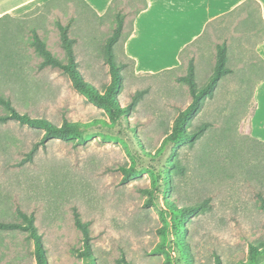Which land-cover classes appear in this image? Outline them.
<instances>
[{"label": "rangeland", "instance_id": "374dc122", "mask_svg": "<svg viewBox=\"0 0 264 264\" xmlns=\"http://www.w3.org/2000/svg\"><path fill=\"white\" fill-rule=\"evenodd\" d=\"M95 1L45 0L0 15V95L16 110L57 125L64 119L110 122L103 109L72 87L65 73L38 67L41 56L32 41L36 33L65 60L57 24L68 25L78 70L104 90L110 80L104 43L116 18L114 9L99 17ZM131 27L129 15L113 56L123 64L116 95L120 106L144 90L126 117L137 144L127 140L123 129L97 126L85 134L84 142L78 137L50 139L27 159L43 130L15 120L0 123V221H21L18 208L33 213L47 264H92L77 253L83 241L73 225L74 210L90 223L93 264H122L121 257L128 264H213L216 255L221 264H264V209L257 198L264 196V141L258 139L264 134V96L258 100V113L256 101L264 60L256 53L263 38L257 4L246 3L215 21L179 56L176 67L162 68L167 59H151L148 45L140 42L141 68L151 65L153 72L137 71L124 52ZM224 39L231 72L217 82L186 125L189 132L205 125L203 133L157 156L178 111L191 101L187 83L178 78L193 59L195 85L205 84ZM158 61L162 65L154 66ZM7 111L0 104V114ZM164 161L174 164L165 171V188L157 176ZM122 168L135 170L124 183ZM205 199L210 208L183 218L176 237L168 228L172 220L164 213L165 201L179 207ZM164 227L167 240L161 233ZM160 242L165 250L152 254ZM250 249L261 255L254 259ZM0 264H35L27 230H0Z\"/></svg>", "mask_w": 264, "mask_h": 264}, {"label": "trees", "instance_id": "16d2710c", "mask_svg": "<svg viewBox=\"0 0 264 264\" xmlns=\"http://www.w3.org/2000/svg\"><path fill=\"white\" fill-rule=\"evenodd\" d=\"M86 4L85 0H81ZM131 0H112L107 11L114 9L116 23L112 28L111 34L106 38L104 43V57L105 61L109 66L110 80L104 86V90H98L90 82L86 81L80 71L78 70V65L75 60L73 52V42L74 39L68 35V25L58 23L57 26L60 32V41L61 45L65 50L66 59L62 60L56 55H54L42 41V39L36 33L33 36V45L35 46L36 51L41 56V61L38 64L39 68L49 67L52 69H57L65 73L72 84V87L82 94L87 101L92 103L98 108H101L108 115L109 121H105L103 118H95L88 122H79L64 119L60 125L53 123L52 121L44 117H35L30 116L28 113H21L11 104L9 99H6L0 95V104L7 108V113L0 114V123L6 122L8 120H15L20 124H25L29 127L38 128L43 130L42 137L40 141L35 144L29 152L26 153L27 159H31L38 145H44L48 140L58 138L61 140H68L71 137H78L79 142H84L85 134L94 127L104 126V127H115L118 128V132L121 129L127 131V140L131 144H137L135 138L134 129L129 128L126 117L131 109L134 107L136 101L143 95L144 90L134 92L131 95V101L126 106H120L117 100V92L120 89L122 75L121 68L123 64L117 62L113 56V45L120 39L124 22L129 15L132 16V19L147 6L146 0H137L132 3L134 5L129 6ZM254 2L253 0H247L246 3ZM258 6V4H257ZM259 8V6H258ZM106 11V12H107ZM10 15V14H9ZM99 17H102L99 16ZM260 21L262 19L259 15ZM127 37V36H126ZM125 37V38H126ZM202 38V37H201ZM200 39V38H199ZM198 40V39H197ZM196 41H193L187 44L181 51V55L184 51L191 49L195 45ZM227 40L224 39L221 43L217 45L216 50V62L214 69L210 76L208 77L205 84L200 87L195 85L194 80V64L193 59L188 61L186 68V74L180 76L178 79L183 80L187 83L190 93L191 101L187 104L186 107L180 109L177 113V116L174 118L172 129L170 132H167L165 137L162 140V151L158 153L157 156H160L164 150L168 147L171 149L172 146H175L179 143L185 141H193L198 138L204 131V126L198 127L195 131L189 132L186 130V125L188 120L193 117L202 105V101L206 96H212L214 89L217 85V82L227 73L231 72V68L226 66L227 59ZM138 146V145H137ZM139 147V146H138ZM170 165H174L173 162L164 161L160 166L158 177L162 178L165 188V183L167 182V176H165V171L168 170ZM124 173L121 182L124 183L135 173L134 169H125L122 168ZM259 201V207L264 209V196L258 194L257 196ZM172 201V200H171ZM167 209L164 210L165 214H168L172 220L170 227L171 232L177 237L178 232L183 229V218H186L189 215L197 214L203 212L210 208V204L207 199L194 203L186 204L182 206H175L170 203L169 200L165 201ZM17 213L21 218V221H0V230H17L23 229L28 231L29 237L33 240L34 245V257L35 264H47L45 248L43 246L42 235L37 231L34 224V214L27 215L25 212L17 209ZM89 222L82 221L77 210L73 212V225L74 227L82 233L83 248L77 253L82 256L84 259L93 264V255L91 250V240L92 235L89 230ZM165 229V230H163ZM165 231V232H164ZM169 231L167 228H162L161 233H165L167 240V233ZM167 243V242H166ZM165 250V243L160 242L155 248L151 250L152 254L160 253ZM251 256L255 259L257 256L261 255L257 249H250ZM264 253V249L262 250ZM120 261L122 264H128V262L121 257ZM213 264H221L219 257L216 255L214 257ZM251 264H258V261L252 262Z\"/></svg>", "mask_w": 264, "mask_h": 264}, {"label": "crops", "instance_id": "0c3cea01", "mask_svg": "<svg viewBox=\"0 0 264 264\" xmlns=\"http://www.w3.org/2000/svg\"><path fill=\"white\" fill-rule=\"evenodd\" d=\"M45 0H0V15L22 11ZM52 2L58 0H51ZM62 1V0H61ZM87 1V0H86ZM112 0H96L95 10L99 15L107 11ZM147 6L132 19L130 33L124 40L125 54L135 61L137 71L153 72L150 66L141 68L139 63L140 42L148 45L151 59H167L162 68L180 64V51L189 43L205 35L210 26L221 17L233 13L247 0H146ZM259 6L262 19L263 38L257 43L256 53L264 60V0H253ZM88 3H91L88 1ZM93 4V3H92ZM97 5L99 6L97 8ZM102 13V14H101ZM139 45V46H138ZM153 46V54H151ZM257 113L264 96V78L257 84ZM257 116V115H256ZM258 137V136H257ZM264 141V134L259 136Z\"/></svg>", "mask_w": 264, "mask_h": 264}]
</instances>
